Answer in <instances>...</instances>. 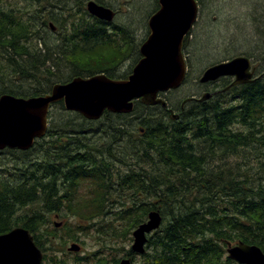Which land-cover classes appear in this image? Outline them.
<instances>
[{"label":"trees","instance_id":"1","mask_svg":"<svg viewBox=\"0 0 264 264\" xmlns=\"http://www.w3.org/2000/svg\"><path fill=\"white\" fill-rule=\"evenodd\" d=\"M30 1L35 8L28 12L6 8L0 0V96L30 97L49 92L56 79L52 75L42 79L38 74L39 70L49 72L50 66L41 67L46 61L70 70L68 76L58 78L61 83L102 71L112 78L125 77V73L115 76L114 72L130 55L127 52H132L128 27L88 15L84 0H73L72 4L68 0ZM56 8L61 12L57 14ZM50 22L64 28L61 44L56 40L49 46L44 40ZM190 34L191 30L184 48ZM95 60L102 64L94 67ZM103 64L105 68H101ZM152 107L160 109L159 117L165 114L167 121L151 114L141 120L144 139L140 143L129 138L133 134L130 124L112 120L128 114L105 111L101 117L107 121L103 139L110 135L113 140H105V149L102 151L101 145L97 153L87 144L89 139L81 138L87 135L85 124L94 122L66 111L61 101L56 103L49 112L46 136L25 151L4 149L16 159L24 158L12 173L8 172L11 175L0 171V234L16 226L26 228L45 260L46 251H60L61 245L54 242L56 229H47L51 213L89 215L90 221L96 214L92 208L103 209L105 214L112 205L109 189H125L142 193L129 205L119 202V217L127 219L131 228L145 221L152 209L162 218L148 236L140 264H238L225 250L226 241L237 240L256 244L264 253V157L255 156L253 164L238 160L245 154L242 150L258 144L264 147V71L253 81L230 85L206 101L186 102L177 109L178 120H170L168 111L159 104L148 106L136 101L133 112ZM57 119L60 127L54 125ZM48 136L51 139L45 141ZM123 139L134 146L141 160L139 168L123 160L125 152L120 157L112 154L115 142ZM39 150L42 152L36 154ZM100 153L103 158L105 154L111 156V161L103 163ZM233 155L238 156L237 162L228 166L224 162ZM209 158L218 162L208 166L205 161ZM114 162L123 163L126 172L117 171L115 177L107 169ZM87 177L97 187L89 199L76 194L81 180L89 182ZM151 195L155 201H143ZM130 253V249L125 251L126 256ZM83 259L76 256L75 263Z\"/></svg>","mask_w":264,"mask_h":264},{"label":"rangeland","instance_id":"2","mask_svg":"<svg viewBox=\"0 0 264 264\" xmlns=\"http://www.w3.org/2000/svg\"><path fill=\"white\" fill-rule=\"evenodd\" d=\"M61 1V0H58ZM70 4L73 3V0H68ZM89 0H84V6L86 10V4ZM95 2L101 1L102 5L109 7L113 12V20L110 22L116 24L117 26L128 27L130 30V43L132 45V52H127L130 54L121 65L114 72L115 76L125 73H128L129 69L139 58V45L146 37L148 33L147 20L148 17L155 11L157 8V0H93ZM198 3V13L197 19L191 28V34L188 38V44L184 48V54L187 61V73L184 82L175 89L160 92V96L164 98L169 107L174 110L179 109L180 103L184 98L195 96L199 97L203 92L210 91L215 85L223 87L225 82H228V78H220L216 81L199 82L203 70L208 66L221 62L223 60L231 59L238 55L248 56L253 65L256 67V75L261 74L264 71V0H196ZM3 5L6 8L11 7L14 10H26L32 11L35 8V4H32L30 0H2ZM203 5V7H202ZM73 8V6H69ZM76 12H78L77 7H75ZM61 12L60 8H56V13ZM88 13V11L86 10ZM89 15V13H88ZM56 28L50 30H44L43 38L47 41L49 46H53L54 42L57 40V43H62V39L65 33L64 28H61L60 25L53 23ZM70 26V25H69ZM112 28V25L108 26ZM42 33V31H41ZM89 46V44H87ZM133 46L135 49L133 50ZM104 52V51H103ZM98 60L92 62L94 67H98L102 63L98 64ZM59 64V63H58ZM49 67V72H44L39 70V76L44 79L47 75H52V79L60 81L58 78L63 76H68L71 72L69 69H60L56 67L57 65H51L46 61V64L41 66ZM106 64H103L101 68H105ZM70 80V79H69ZM30 88V87H29ZM196 104V103H191ZM56 108H54L55 111ZM161 110L152 107L151 109L139 108L135 112H130L126 118L123 117H114L112 120H115V124H130L129 130H132L133 134L129 137L133 142L143 141L144 136L143 132L139 131L141 127V120L147 118L149 114L155 115L158 118ZM161 118L167 121V116ZM78 122H81L78 120ZM56 127L61 124L59 119L55 122ZM84 124L83 122H81ZM132 123V124H131ZM105 127H107V121L103 118L94 122V125L85 124L84 130H86L85 136L81 138L89 139L87 144L90 147L95 148L98 153V149L105 145L103 142H110L113 140V137L108 135L105 137ZM97 131V132H95ZM97 133V135H96ZM50 136L46 137L45 141H49ZM128 139V138H127ZM106 140V141H105ZM133 145L130 141L125 142L124 139L118 142H115L112 147V154L120 157L119 154H122V151L125 152L123 160L129 162L133 167L139 168L141 160H139L136 151H133ZM0 150V171L2 173L13 172L15 166H20L21 158L16 159L13 157L12 153L4 150ZM101 151V153H102ZM35 152L36 154H40ZM245 152L242 158L238 159L237 155L227 156L229 159L224 163H228V166H231L233 162H242L245 160L250 163H254L255 156L264 157V147L263 145H255L248 149L242 150ZM100 153V154H101ZM98 154V155H100ZM111 154V155H112ZM138 154V153H137ZM34 155V153H32ZM103 163L104 161H111V156L108 154L100 155ZM40 157V156H39ZM244 157V158H243ZM216 159V157H214ZM260 158V157H259ZM215 159L206 160V165H215L218 161ZM261 159V158H260ZM115 161V160H113ZM220 163V164H224ZM123 163L114 162L111 167H108V171L113 173L116 177V172L119 171L121 174H124L126 171ZM209 168V167H208ZM254 167L252 170H255ZM210 169H215L210 167ZM157 171V165L154 168ZM8 173L6 175H11ZM88 178V177H87ZM89 179V178H88ZM93 180L89 179V182L86 183V180L80 181V186L77 189L76 194L79 197L87 196V199L94 196V191H96V186L92 184ZM94 189L91 192H88L89 189ZM139 194V195H135ZM142 193H138L135 190H121L115 191L114 189H109V201H113L112 205L108 208V211L105 214H102V210L98 207L92 208L96 211V214L92 216L91 220L88 221L89 215H84V218L78 214H72L68 211H62L61 213H51L50 214V224L47 226V229L53 230L56 234L54 242H58L61 245L59 246L60 251L51 252L50 250L46 251L47 258L42 264H62L57 263V261L64 260L65 264L75 263L76 256L83 257V262H78L75 264H93L95 256H92V252L100 250L102 254H98V257L104 256L105 259H109L111 262L114 258H120L125 255V251L130 248L132 243L131 232L134 228H131L130 223L127 219L119 217V212L122 206L129 205L131 201L138 200V197H142ZM108 201V202H109ZM144 202L150 203L155 201V198L151 195L149 197H144ZM120 202V203H119ZM109 206V203H107ZM87 209L85 212L89 211ZM21 212V211H20ZM57 215V218L55 217ZM86 217V218H85ZM61 223L58 227L54 226V223ZM65 223V225H64ZM129 230L128 233L126 230ZM73 235V237H71ZM72 243H76L80 246L78 252L67 251ZM124 248V249H123ZM125 251H123V250ZM53 250V249H52ZM147 251V250H146ZM63 252L65 254H63ZM134 255L130 253L128 257ZM97 256V255H96ZM50 258L54 259L51 263ZM141 256L135 254L133 256L132 264H140Z\"/></svg>","mask_w":264,"mask_h":264},{"label":"water","instance_id":"3","mask_svg":"<svg viewBox=\"0 0 264 264\" xmlns=\"http://www.w3.org/2000/svg\"><path fill=\"white\" fill-rule=\"evenodd\" d=\"M158 9L147 21L149 34L139 46L140 59L125 79H112L104 73L86 78L73 77L64 83H55L50 92L30 97L10 94L0 96V149L5 147L26 150L37 138L44 136L48 125L51 104L62 101L66 110L78 112L88 120H97L106 110L113 113H130L134 101L146 105L166 106L160 92L179 87L186 75V61L182 45L185 35L197 18L196 0H158ZM88 12L110 21L114 12L93 0L86 4ZM52 26V24H50ZM52 29L54 27L52 26ZM264 62V56H263ZM251 62L246 56H236L207 67L200 82L220 76H235L231 84L252 81ZM211 93L204 92L199 100H206ZM187 98L186 100H189ZM172 120L178 114L170 110ZM161 215L157 210L147 214V220L132 232L131 250L142 254L147 241L146 233L159 227ZM56 223L55 226H58ZM227 243L228 257L240 264H264V253L254 244L237 241ZM69 251L79 250L72 243ZM42 254L27 229L15 227L0 235V264H40ZM119 264H130L122 259Z\"/></svg>","mask_w":264,"mask_h":264},{"label":"flooded vegetation","instance_id":"4","mask_svg":"<svg viewBox=\"0 0 264 264\" xmlns=\"http://www.w3.org/2000/svg\"><path fill=\"white\" fill-rule=\"evenodd\" d=\"M157 9V8H156ZM103 72V71H102ZM228 78V77H227ZM230 78V77H229ZM202 84V83H201ZM222 90H221V86H220V84L219 85H215L211 90H210V92H212L213 93V95L215 96V95H217L218 93H220ZM201 97V96H200ZM186 99V98H185ZM190 100V103H197L198 102V100H199V97H193V95L191 96V99H189ZM184 103L185 102H181L180 103V105H179V108H182L183 106H184ZM168 108H169V106H168ZM168 108H166V106H164V109L166 110V111H168ZM176 112H178V110H176ZM179 113V112H178ZM124 251V250H123ZM98 254H102L101 252H100V250H97V251H95V252H92V256H95V258H94V262H93V264H117L119 261H120V259H127V257H126V254L123 256V258L122 257H120V258H114L111 262H109V259H105L104 258V256H102V257H98ZM97 255V256H96ZM135 255V254H134ZM134 255H132L131 257H129L130 258V260L132 261L133 260V256Z\"/></svg>","mask_w":264,"mask_h":264},{"label":"bare ground","instance_id":"5","mask_svg":"<svg viewBox=\"0 0 264 264\" xmlns=\"http://www.w3.org/2000/svg\"><path fill=\"white\" fill-rule=\"evenodd\" d=\"M199 82H200V80H199ZM200 83H203V82H200ZM145 252H146V250H144Z\"/></svg>","mask_w":264,"mask_h":264}]
</instances>
